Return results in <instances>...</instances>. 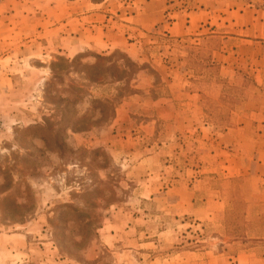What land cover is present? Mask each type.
Listing matches in <instances>:
<instances>
[{"label": "rangeland", "instance_id": "obj_1", "mask_svg": "<svg viewBox=\"0 0 264 264\" xmlns=\"http://www.w3.org/2000/svg\"><path fill=\"white\" fill-rule=\"evenodd\" d=\"M21 1L28 33L55 21L52 0ZM70 1L80 16L92 2ZM95 1L98 37L104 25L123 27L138 57L119 48L55 52L42 78L26 59L9 61L24 65L17 73L0 61L16 102L8 106L0 85V116L19 119L0 118V264H264V106L251 108L263 91L247 90L261 76L253 69L264 65V44L221 78L212 58L219 35L198 44L146 32L134 16L150 0ZM165 2L169 21L192 5ZM132 94L136 108L122 111ZM167 99L174 104L159 117ZM220 153L233 169L216 167ZM139 162L145 168L128 176Z\"/></svg>", "mask_w": 264, "mask_h": 264}, {"label": "crops", "instance_id": "obj_2", "mask_svg": "<svg viewBox=\"0 0 264 264\" xmlns=\"http://www.w3.org/2000/svg\"><path fill=\"white\" fill-rule=\"evenodd\" d=\"M67 1L52 0V3L54 2V4L58 5L56 7L58 14L55 21L45 26V18H35L36 21L34 22H39L41 19L45 20V22L34 24L35 28L32 29L31 33L27 32L24 23V12L27 10V4L21 0L0 1V61L2 63L8 61L6 64L7 69L16 70V73L19 72V69H22L24 65L14 64L9 61L26 59L30 63L28 65L31 68L30 72L38 75L37 78H42L43 71L47 70L45 67L47 64L46 58L51 57L52 53L55 52L73 58L84 50L98 52L107 48H119L122 50L129 49L131 54H127L131 58L139 56L135 43L128 42L124 40L125 37L120 36L121 31L124 30L123 27L122 29L117 27V31L114 32L108 29L110 26L104 25L106 32L101 38L98 37L97 31L100 25L97 22H99L101 15L91 11L92 8L99 5L98 3L88 1L87 6H89V9L86 10L84 16H80L78 12L81 8L80 4L75 1ZM165 8V0H150L139 7L134 18L143 31H166L171 37L187 36L190 37L191 41H197L198 44L203 39L219 35L220 46L212 52V58L220 66L219 74L221 78L232 77L235 71L238 72V63L241 61L247 62L250 58H257L258 55H253L251 51L264 44V7H257L249 0H224V2L217 0H192L191 8L186 13L183 15L176 14L175 17L171 16V18L175 19L170 21L164 19L163 12ZM61 10L62 12H60ZM63 10L70 11L71 14H68V17L65 18V13L67 12H63ZM258 66H260V70L255 67L253 72H261V76H254V84L247 90L251 92L263 91L261 92L262 98H256L255 104L251 107L262 111L264 106V65ZM0 85L4 86L6 90L4 93H8L6 94L9 98L8 106H14L16 102L11 100L13 92L9 90L10 86L7 81L5 79L0 80ZM169 88L173 90L179 89L174 81L171 82ZM196 95V93L187 94V97L194 101V115L201 113L199 106H197L198 99ZM138 100H140L139 94H132L125 98L121 102V110L131 111L136 108L135 103ZM161 102L165 105L158 113L159 117L163 118L162 111L165 109L169 113L171 108L168 107H172L174 102L172 99H167L165 102L162 100ZM21 115L30 121L33 117V114L29 115V113L25 112ZM2 116H0L1 119L8 118L9 122L17 123L19 120L16 115L11 113ZM2 134L7 135L6 132ZM221 156L223 154L220 153V158L214 162L218 169L224 167L228 171V169L235 167L230 165L229 159L221 158ZM258 160L260 158H257V163ZM258 167L260 170L261 167L259 165ZM144 168L145 162H139L127 174L128 176H134L136 173L140 174L139 171ZM261 174L264 173L261 172ZM262 195L264 196V189L262 190ZM261 198V200H264V197L261 196ZM178 201L176 200L175 203L180 205ZM114 237V234L109 231V235L106 236L108 241L106 244L108 246L113 244ZM151 264H155V262Z\"/></svg>", "mask_w": 264, "mask_h": 264}, {"label": "trees", "instance_id": "obj_3", "mask_svg": "<svg viewBox=\"0 0 264 264\" xmlns=\"http://www.w3.org/2000/svg\"><path fill=\"white\" fill-rule=\"evenodd\" d=\"M91 1L94 2V3L96 2L95 0H91ZM94 57H96L98 59H101V57H99V56H94ZM231 195H232V197L235 195V190L232 191Z\"/></svg>", "mask_w": 264, "mask_h": 264}]
</instances>
